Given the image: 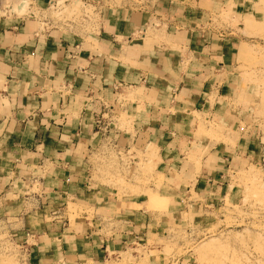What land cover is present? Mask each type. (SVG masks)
<instances>
[{"label":"crops","instance_id":"1","mask_svg":"<svg viewBox=\"0 0 264 264\" xmlns=\"http://www.w3.org/2000/svg\"><path fill=\"white\" fill-rule=\"evenodd\" d=\"M22 1L27 13L16 12ZM54 1L0 0V215L26 264H103L152 226L90 177L115 105L129 110L133 144L158 151L169 196H209L255 155L249 140L195 136L200 120L228 129L240 119L238 40L212 21L232 0H75L97 9L85 34L45 23Z\"/></svg>","mask_w":264,"mask_h":264},{"label":"rangeland","instance_id":"2","mask_svg":"<svg viewBox=\"0 0 264 264\" xmlns=\"http://www.w3.org/2000/svg\"><path fill=\"white\" fill-rule=\"evenodd\" d=\"M27 11L25 4L16 12ZM41 15L45 23L77 34L94 30L98 19L93 5L75 0H55ZM212 21L238 40L230 102L240 119L228 129L200 120L195 136L231 146L239 138L249 140L255 155L229 169L221 188L209 196L193 191L169 196L156 172L158 151L133 144L129 110L115 105L104 116L108 126L99 145L89 153L90 177L112 192L120 207L147 213L152 226L147 236L132 239L103 264H264V0H232ZM117 129L128 132L119 139ZM129 200L140 203H121ZM11 232L0 215V264H26Z\"/></svg>","mask_w":264,"mask_h":264},{"label":"built area","instance_id":"3","mask_svg":"<svg viewBox=\"0 0 264 264\" xmlns=\"http://www.w3.org/2000/svg\"><path fill=\"white\" fill-rule=\"evenodd\" d=\"M105 128H106V126H105ZM17 245L20 247V252L22 253L21 258H23L24 255H26L24 261H25V263H27V248L25 247V244H17ZM22 261H23V259H22Z\"/></svg>","mask_w":264,"mask_h":264},{"label":"bare ground","instance_id":"4","mask_svg":"<svg viewBox=\"0 0 264 264\" xmlns=\"http://www.w3.org/2000/svg\"><path fill=\"white\" fill-rule=\"evenodd\" d=\"M28 2L27 1H22V5H21V7L23 8L24 6H25V4H27ZM21 7H20V9H21ZM17 9V8H16ZM20 11V10H19Z\"/></svg>","mask_w":264,"mask_h":264}]
</instances>
